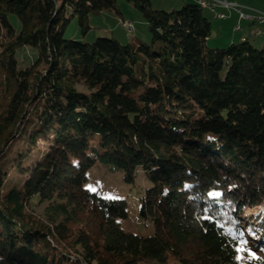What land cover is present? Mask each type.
I'll return each instance as SVG.
<instances>
[{
	"label": "trees",
	"instance_id": "16d2710c",
	"mask_svg": "<svg viewBox=\"0 0 264 264\" xmlns=\"http://www.w3.org/2000/svg\"><path fill=\"white\" fill-rule=\"evenodd\" d=\"M125 1L149 43L66 38L109 10L133 34L117 0H0V264H264V211L245 228L264 205V49L211 46L199 3ZM97 164L145 173L154 235L86 187Z\"/></svg>",
	"mask_w": 264,
	"mask_h": 264
},
{
	"label": "rangeland",
	"instance_id": "374dc122",
	"mask_svg": "<svg viewBox=\"0 0 264 264\" xmlns=\"http://www.w3.org/2000/svg\"><path fill=\"white\" fill-rule=\"evenodd\" d=\"M159 0H153L154 7H159ZM118 10L126 17H130L134 20L135 26L133 34H128L127 28L120 20V16L115 10L104 11L99 15H91L90 25L92 29L84 36L81 28L78 25L77 19L71 22L67 32L66 38L75 40H85L87 42H94L98 37H115L122 42H128L137 37L139 40L149 43L150 36L147 31L145 22L142 20L139 11L135 7L125 0H117ZM169 7V6H167ZM180 8V7H179ZM159 9H166L159 7ZM173 8H167L171 10ZM208 14V11H205ZM142 18V19H141ZM141 20V21H140ZM241 25H244V22ZM234 26H232L233 28ZM215 34L210 40L211 46L225 47L221 42L216 40ZM253 42V40L251 39ZM22 57L26 60H34L36 54L32 49L25 48L20 52ZM124 174L120 171H111L102 164H97L91 168L88 172V180L86 187L92 191H96L99 194L107 197L124 199L127 203V216L121 219L123 228L129 232L140 234L143 236H150L156 233V227L150 217H144L141 215V197L145 195L148 188L152 187V182L146 178L143 171H139L136 182L129 184L124 181ZM38 212L42 211L41 208L36 209ZM264 211V205L260 206L257 211L254 212L253 220L249 224L245 225L247 234L252 235L254 228L260 229L262 226L261 213ZM249 210L247 215L250 216Z\"/></svg>",
	"mask_w": 264,
	"mask_h": 264
},
{
	"label": "crops",
	"instance_id": "0c3cea01",
	"mask_svg": "<svg viewBox=\"0 0 264 264\" xmlns=\"http://www.w3.org/2000/svg\"><path fill=\"white\" fill-rule=\"evenodd\" d=\"M229 2H236L243 6V10L247 14H256L257 10L264 11V0H227ZM198 3V0H159L157 6L162 8H179L185 3ZM153 3V0H152ZM154 6V3H153ZM169 6V7H167ZM158 7V8H159ZM208 11V17L212 21L213 35L216 40L221 42L223 46H227L232 42L242 41L245 39L253 40L254 44L264 49V23L252 22L249 19H239V15L235 10L225 9L226 18H215L213 13ZM121 20V17H120ZM141 21V20H140ZM240 22H244L243 30L235 31V26ZM242 24V23H241ZM232 26H234L232 28Z\"/></svg>",
	"mask_w": 264,
	"mask_h": 264
},
{
	"label": "built area",
	"instance_id": "2783aa9c",
	"mask_svg": "<svg viewBox=\"0 0 264 264\" xmlns=\"http://www.w3.org/2000/svg\"><path fill=\"white\" fill-rule=\"evenodd\" d=\"M198 3H201V7L213 13L215 18H226L227 14L224 10L232 9L238 13L239 19L246 18L252 22L264 23V11L257 10L256 14H247L243 10V6L236 2H229L227 0H198ZM127 26H129V28H132V24L129 22L127 23ZM242 30L243 26L241 25V23H238L235 26V31L240 32Z\"/></svg>",
	"mask_w": 264,
	"mask_h": 264
},
{
	"label": "bare ground",
	"instance_id": "6f19581e",
	"mask_svg": "<svg viewBox=\"0 0 264 264\" xmlns=\"http://www.w3.org/2000/svg\"><path fill=\"white\" fill-rule=\"evenodd\" d=\"M200 5H201V3H199ZM131 28H129V30H130Z\"/></svg>",
	"mask_w": 264,
	"mask_h": 264
}]
</instances>
